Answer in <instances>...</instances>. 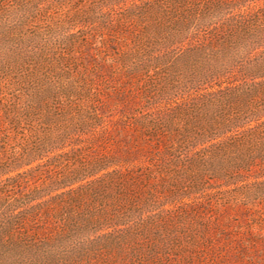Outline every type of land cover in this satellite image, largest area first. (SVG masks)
<instances>
[{"label":"rangeland","instance_id":"1","mask_svg":"<svg viewBox=\"0 0 264 264\" xmlns=\"http://www.w3.org/2000/svg\"><path fill=\"white\" fill-rule=\"evenodd\" d=\"M262 119L264 0H0V264H264Z\"/></svg>","mask_w":264,"mask_h":264},{"label":"trees","instance_id":"2","mask_svg":"<svg viewBox=\"0 0 264 264\" xmlns=\"http://www.w3.org/2000/svg\"><path fill=\"white\" fill-rule=\"evenodd\" d=\"M260 67H261V65L254 64L252 66V68L249 69V71L252 72L253 75H258L260 73L259 72ZM238 123H240V122H239V118H237V117H232V118L222 120V126H221L222 128H219V130H225L232 125H237ZM205 125H207L208 128L212 127L211 123H208ZM258 135L264 136V119H262V121L259 123L251 125L249 128H244L241 132V138H239L238 140H233L231 142V139L228 138L227 140L220 142V144L218 143L217 145H215L216 147L213 148L211 155H218L219 153L223 152V150L225 148H228L229 146L230 147L236 146V145L242 143V139H252V138L258 137ZM259 157L262 160H264V145L260 149V156Z\"/></svg>","mask_w":264,"mask_h":264}]
</instances>
